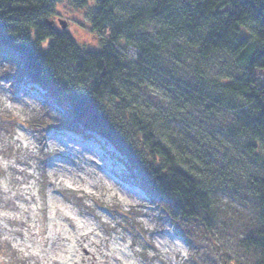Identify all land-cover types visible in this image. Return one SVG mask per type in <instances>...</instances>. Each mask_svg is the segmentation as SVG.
Segmentation results:
<instances>
[{"label": "trees", "instance_id": "obj_1", "mask_svg": "<svg viewBox=\"0 0 264 264\" xmlns=\"http://www.w3.org/2000/svg\"><path fill=\"white\" fill-rule=\"evenodd\" d=\"M62 1L89 3L0 0V53L16 61L15 77L41 86L46 104L65 111L63 125L108 140L180 229L209 232L222 195L242 204L250 219L234 236L245 261L224 264H264V0H94L97 51L50 24ZM186 69L195 83L176 76ZM148 82L168 95L164 109L142 97ZM187 105L217 118L246 167L210 161L221 140L184 125ZM199 259L191 253L187 264Z\"/></svg>", "mask_w": 264, "mask_h": 264}, {"label": "rangeland", "instance_id": "obj_2", "mask_svg": "<svg viewBox=\"0 0 264 264\" xmlns=\"http://www.w3.org/2000/svg\"><path fill=\"white\" fill-rule=\"evenodd\" d=\"M93 3L81 9L58 2L50 21L57 28L64 21L79 45L97 51L102 38L87 17ZM9 61L0 54V264H187L191 253L200 258L196 264H224L227 256L245 261L234 236L250 219L242 204L222 195L216 204L219 221L209 232L181 227L192 239L193 245L186 244L173 234L174 223L137 193L138 176L102 135L95 133L100 147L60 127L43 130V123L62 125L66 113L42 102L45 90L37 83L24 77L13 82L9 77L18 66ZM176 76L195 83L187 69ZM147 85L142 97L164 109L168 95ZM184 110L182 121L191 132L221 138L217 118L194 105ZM216 143L209 153L212 163L229 159L227 165H248L238 146Z\"/></svg>", "mask_w": 264, "mask_h": 264}, {"label": "water", "instance_id": "obj_3", "mask_svg": "<svg viewBox=\"0 0 264 264\" xmlns=\"http://www.w3.org/2000/svg\"><path fill=\"white\" fill-rule=\"evenodd\" d=\"M51 24V21H50ZM52 25V24H51ZM60 26L65 29L66 28V23L64 21H60Z\"/></svg>", "mask_w": 264, "mask_h": 264}, {"label": "built area", "instance_id": "obj_4", "mask_svg": "<svg viewBox=\"0 0 264 264\" xmlns=\"http://www.w3.org/2000/svg\"><path fill=\"white\" fill-rule=\"evenodd\" d=\"M128 53L131 54V55H133V51L132 50L131 51H128Z\"/></svg>", "mask_w": 264, "mask_h": 264}]
</instances>
